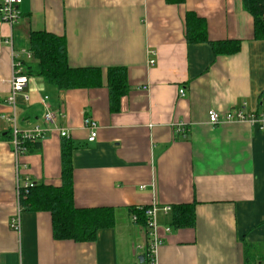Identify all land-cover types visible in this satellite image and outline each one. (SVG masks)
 Returning a JSON list of instances; mask_svg holds the SVG:
<instances>
[{"label":"crops","instance_id":"1","mask_svg":"<svg viewBox=\"0 0 264 264\" xmlns=\"http://www.w3.org/2000/svg\"><path fill=\"white\" fill-rule=\"evenodd\" d=\"M19 10L13 27L0 21V264H147L148 230L130 209L152 206L157 264H264V132L207 118L240 108L264 119V40L241 0H21ZM186 13L205 21L209 42L234 41L238 51L187 44ZM32 32L64 37L69 67L100 71L96 88L58 91L29 78L16 97L21 129L41 123L43 97L63 113L74 207L114 210L116 225L91 243L55 240L45 212L21 210L20 232L9 227L17 183L61 184V137L51 133L16 159L2 119L11 113L12 53L23 58ZM110 68L125 69L127 85L112 111ZM85 118L98 127L92 143ZM185 204H194L195 226L177 229L161 208Z\"/></svg>","mask_w":264,"mask_h":264},{"label":"trees","instance_id":"2","mask_svg":"<svg viewBox=\"0 0 264 264\" xmlns=\"http://www.w3.org/2000/svg\"><path fill=\"white\" fill-rule=\"evenodd\" d=\"M167 4L180 5L184 0H165ZM242 8L253 19L254 37L264 40V0H241ZM203 19L192 13L185 15V41L187 44H209L215 55L235 54L239 45L234 41L209 42ZM28 51L32 59L24 63V74L41 79L58 91L91 89L100 86V71L96 68H71L68 65L67 44L64 37L45 32H32ZM107 90L111 111L117 110L121 97L127 91L126 71L110 68L107 71ZM38 145V144H36ZM34 146V145H27ZM72 142L62 139L60 150L61 184L58 187L34 183L28 190L20 191L19 205L25 212H45L51 216L53 238L76 243H91L101 229L115 224L114 210L110 208L79 209L73 205L71 153ZM130 209V215L147 230L144 215L148 207ZM171 225L177 229L195 226L194 204L171 208ZM148 248V246H147Z\"/></svg>","mask_w":264,"mask_h":264},{"label":"built area","instance_id":"3","mask_svg":"<svg viewBox=\"0 0 264 264\" xmlns=\"http://www.w3.org/2000/svg\"><path fill=\"white\" fill-rule=\"evenodd\" d=\"M21 0H0V21L4 24H7L10 27L16 25L20 18L21 12L19 10V5ZM5 44L9 47H12V39L8 37L5 40ZM20 58L14 52L12 53L13 64H12V74L10 79V95L7 99V102L11 107L10 115L3 116L2 119L7 123L10 132L9 144L12 148V154L17 159L27 151V145H36L43 142L49 134L57 133L61 139H68L69 132L66 128H63L59 125V120L63 118V113L58 111H53L48 103V98L43 97L41 105L43 108V113L40 118L41 123L39 125H30V127L21 129L19 126L18 118L16 115V97L21 94L24 87L28 83L29 77L24 74V63L32 59L31 53L29 51H23L20 53ZM24 59V60H23ZM153 64V61L150 62ZM179 95L183 97L184 91L180 89ZM24 101H28V97L23 95ZM208 123L211 126L216 127L222 123H231V122H246L251 126H257L259 130L264 132V119L258 117L255 114L245 115L240 108H235L224 115L210 110L207 113ZM84 128L88 132L87 141L92 143L96 139L97 128L96 124L89 118H85L83 122ZM177 133L184 134L183 127L180 125L177 127ZM34 183L29 180H26L22 185L17 183L16 193L18 200V210L16 215L11 219L9 227L12 231L18 233L20 232V219L19 213L21 207L19 205L20 191L22 189L28 190L33 187ZM140 209V208H138ZM160 210L157 207L152 206L148 207L145 212V218L147 223L148 237L150 239L146 260L147 264H157L156 262V249L159 245V238L157 237V223L156 215ZM171 211V208L164 207L161 208V212L167 214ZM132 222H136V217H131Z\"/></svg>","mask_w":264,"mask_h":264},{"label":"rangeland","instance_id":"4","mask_svg":"<svg viewBox=\"0 0 264 264\" xmlns=\"http://www.w3.org/2000/svg\"><path fill=\"white\" fill-rule=\"evenodd\" d=\"M2 125H3V122H1V120H0V128H1Z\"/></svg>","mask_w":264,"mask_h":264},{"label":"water","instance_id":"5","mask_svg":"<svg viewBox=\"0 0 264 264\" xmlns=\"http://www.w3.org/2000/svg\"><path fill=\"white\" fill-rule=\"evenodd\" d=\"M139 259H140V262H142L143 259L142 258H139Z\"/></svg>","mask_w":264,"mask_h":264}]
</instances>
